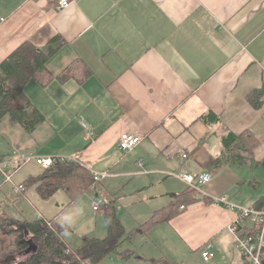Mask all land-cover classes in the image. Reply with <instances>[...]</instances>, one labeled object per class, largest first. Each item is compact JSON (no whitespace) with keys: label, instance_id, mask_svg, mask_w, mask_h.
<instances>
[{"label":"crops","instance_id":"crops-1","mask_svg":"<svg viewBox=\"0 0 264 264\" xmlns=\"http://www.w3.org/2000/svg\"><path fill=\"white\" fill-rule=\"evenodd\" d=\"M60 2L0 0V63L24 45L56 49L25 87L45 117L37 155L73 158L92 177L109 173L106 188L127 180L126 195L149 189L134 205L153 204L152 213L130 230L141 260L250 264L229 229L235 212L214 199L264 208V0ZM124 133L141 139L129 154L119 148ZM182 171L212 180L193 189ZM17 174L11 192L22 200L14 186L38 175L16 182ZM169 209L172 218L141 231Z\"/></svg>","mask_w":264,"mask_h":264},{"label":"trees","instance_id":"trees-1","mask_svg":"<svg viewBox=\"0 0 264 264\" xmlns=\"http://www.w3.org/2000/svg\"><path fill=\"white\" fill-rule=\"evenodd\" d=\"M53 47L40 51L32 45H24L0 63V124L5 117H9L14 124H19L27 132L33 133L36 128L45 122V117L34 106L25 94V87L36 75L46 69L50 57L55 53ZM83 168L75 162L55 164L37 177H31L24 183L25 193L35 187L39 195L46 199L56 192L63 190L70 192L68 181L77 183L81 179L79 171ZM84 171V170H83ZM85 180L82 191H77V196L85 193L96 181L85 171ZM175 209L166 210L153 216L149 223L140 229L147 231L161 221H168L174 215ZM162 218V219H161ZM108 236L104 239L84 238L83 244L76 250H71L66 244L62 229L56 220L17 219L7 214L0 206V255L9 251L10 245L3 236L10 235L21 238L17 249H26L28 258L16 264H99L105 257L114 253L124 240L133 236L131 232L125 238V229L114 213L107 215ZM6 228L10 229L9 232ZM8 257V256H7ZM161 263V262H160ZM8 264H13L10 261ZM157 264V263H156ZM161 264H177L162 262Z\"/></svg>","mask_w":264,"mask_h":264},{"label":"rangeland","instance_id":"rangeland-1","mask_svg":"<svg viewBox=\"0 0 264 264\" xmlns=\"http://www.w3.org/2000/svg\"><path fill=\"white\" fill-rule=\"evenodd\" d=\"M34 133H27L22 126L12 123L9 117H5L0 124V147L10 151V155L13 152L24 151L23 149H27V147L37 154L43 148L38 146L40 140L37 137V133ZM51 141H48L46 146H43L44 148L46 147L44 151H50L53 147ZM5 150L1 151L4 152ZM7 156L9 155L5 157ZM21 169V171L18 170L15 173H18L15 176L16 182L29 179L30 175L37 176L43 173V168L35 162H30ZM79 174L81 175V179L77 183L72 180L67 182V187L72 189L70 192L60 190L51 197L44 199L39 195L35 186L27 190V198L22 200L15 199L13 192H11L12 184L5 183V178L2 175L0 176V206L7 214L19 219L23 218L20 215H24V218L31 221L37 217L39 212L44 214L48 219L50 217L57 219L60 228H69V230L64 232V236L68 245L74 250L83 244V240L86 237L104 238L107 235V213H114L120 223L125 225L126 228L122 224L125 229V238L129 236L131 229L134 227L138 228L140 223L149 219L152 213L149 211L152 209L153 204L148 203L144 205L145 202H142L140 207L134 205L135 202H138V197L144 198L150 195L149 189L144 190L136 197L126 195L125 192L119 189L123 184L128 182L127 180H123V183L120 184L112 183L106 188L107 178L104 182L94 183L85 193L77 196V191H82L86 176L83 170L79 171ZM112 180L109 179L108 182ZM260 183L261 188L264 187V170L260 176ZM4 200H8V204L3 205ZM103 200H105L107 207L101 211H95L92 203H99ZM147 200L150 201L151 199L148 198ZM6 231L9 232L10 229L6 228ZM133 236L124 240L114 253L105 257L99 264H151L152 262L150 261L140 259L144 250L142 249L140 252V238ZM3 238L8 243L6 245H10V249L5 254L0 255V264H8L9 261L16 264L18 261L29 257L26 253L27 248L17 249V245L22 241L21 238H16L10 235V233L7 236H3Z\"/></svg>","mask_w":264,"mask_h":264},{"label":"built area","instance_id":"built-area-1","mask_svg":"<svg viewBox=\"0 0 264 264\" xmlns=\"http://www.w3.org/2000/svg\"><path fill=\"white\" fill-rule=\"evenodd\" d=\"M69 4L70 0H61L60 7L67 8ZM140 142L141 139L139 137L124 133L120 137L119 148L123 153L129 154L134 151ZM182 156L183 158H187L188 154L184 152ZM30 162H35L43 169H49L55 164L71 163L76 162V160L61 156H39L34 152H13L7 157L0 155V174L4 176L6 182L12 183L13 175ZM142 166L143 163H139V167ZM109 176V173L93 174V178L96 182H101ZM178 177L184 180L193 189H199L200 186L212 180L210 174L194 175L187 171H182ZM25 191L26 188L23 184L14 186V194L16 195L23 194ZM214 203L235 212L236 218L229 229L236 236L237 248L242 256L246 258L250 264H264V208L240 207L226 201L225 198H216L214 199ZM103 205H106L105 201L96 203L93 209L98 211L103 208ZM184 208L185 206L181 207V209ZM211 248L212 246L210 245L203 252V257L206 261L214 257Z\"/></svg>","mask_w":264,"mask_h":264}]
</instances>
